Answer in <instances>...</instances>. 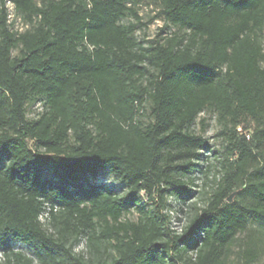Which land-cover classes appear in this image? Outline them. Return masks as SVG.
Returning a JSON list of instances; mask_svg holds the SVG:
<instances>
[{
    "label": "trees",
    "instance_id": "trees-1",
    "mask_svg": "<svg viewBox=\"0 0 264 264\" xmlns=\"http://www.w3.org/2000/svg\"><path fill=\"white\" fill-rule=\"evenodd\" d=\"M6 1L0 0L5 264H225L236 234L250 220H264L256 141L262 130L249 135L242 126L264 118V0H157L156 18L166 25L147 42L136 36L148 24L137 0H9L27 25L21 32L7 22ZM128 18L133 22L124 23ZM29 105L40 106L32 119ZM205 110L227 124L228 151L198 208L195 179L209 170L202 166L206 141L193 126ZM105 172L109 185L101 182ZM231 195L249 200L228 202ZM169 199L188 209L179 211L186 214L180 234L166 214ZM130 212L135 221L124 219ZM81 239L89 257L74 253Z\"/></svg>",
    "mask_w": 264,
    "mask_h": 264
},
{
    "label": "rangeland",
    "instance_id": "rangeland-1",
    "mask_svg": "<svg viewBox=\"0 0 264 264\" xmlns=\"http://www.w3.org/2000/svg\"><path fill=\"white\" fill-rule=\"evenodd\" d=\"M135 9L138 15L141 17L142 23H148L145 28L141 27L137 30L136 36L138 39L147 41H152L159 34V30L165 27V22L156 18L160 11V4L157 0H137ZM14 21H16V29L18 31L24 30L26 28V23L20 15L14 16ZM133 22L131 18L125 19L124 23ZM177 29L169 28L167 33H175ZM166 36L163 33L162 37ZM261 44L264 49V30L259 35ZM16 51L13 52V55ZM40 106L29 105L27 107V118L32 119L39 112ZM203 120L202 124L200 123ZM227 124L220 121L217 115L211 110L203 111L198 117L193 126V130L196 135L201 136L206 141L207 150L204 152L206 160L203 161L202 166L208 168L209 173L205 176L199 175L195 179L196 191L200 193L192 201L196 203L198 208H202L205 204L206 199L212 194L214 189V184L212 181L217 182L220 179V161L225 158L227 154V144L225 142V126ZM242 126H245L249 130V135H251L255 130H262L260 134L257 135V142L259 143V165L263 163L264 160V118L260 119H245L242 120ZM257 143V144H258ZM211 152V154H209ZM205 170V168H204ZM101 182L106 185L111 184L112 177L108 172L102 173ZM202 194V195H201ZM233 200L237 202L248 201L249 199L243 196H235ZM188 210V209H187ZM186 222V215L180 216ZM125 220L135 221L136 216L130 212L125 215ZM43 224L47 227V220H42ZM48 228V227H47ZM48 231H52L48 228ZM12 248L15 251H19L26 255L31 254V252L24 246L20 244H12ZM228 252L226 253L227 258L225 264H264V220L253 221L250 220L247 223L246 230L242 233H237L235 239L228 245ZM103 248L101 251L103 252ZM248 251L249 256H253L254 259L249 261V256H245L244 253ZM74 253H81L85 257H89V250L87 248V243L85 239H81L80 242L74 247ZM106 253L104 252V255ZM0 264H5L4 258H0ZM33 264H36L34 261Z\"/></svg>",
    "mask_w": 264,
    "mask_h": 264
},
{
    "label": "built area",
    "instance_id": "built-area-1",
    "mask_svg": "<svg viewBox=\"0 0 264 264\" xmlns=\"http://www.w3.org/2000/svg\"><path fill=\"white\" fill-rule=\"evenodd\" d=\"M6 8H7V22L9 24L14 23V26H15L16 25V21H14V16H15L14 15V9H13L12 3L9 0L6 1ZM26 28H27V26H26ZM14 29L17 30L16 27H14ZM21 31H23V30H20L19 32H21ZM168 202L171 204V208H168L166 210V214L169 217L171 229L176 234H180L182 232V230H183V227L186 224L184 219H182L180 216L186 215V214H183V213H181L179 211H181V210L186 211L187 209L183 208L177 202H172L171 199H169ZM47 217H48V214L44 213L43 214V219L45 220V219H47ZM0 258H2L1 254H0Z\"/></svg>",
    "mask_w": 264,
    "mask_h": 264
},
{
    "label": "water",
    "instance_id": "water-1",
    "mask_svg": "<svg viewBox=\"0 0 264 264\" xmlns=\"http://www.w3.org/2000/svg\"><path fill=\"white\" fill-rule=\"evenodd\" d=\"M232 197H233V195H231V196L228 198V202L231 201Z\"/></svg>",
    "mask_w": 264,
    "mask_h": 264
}]
</instances>
